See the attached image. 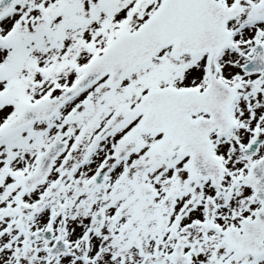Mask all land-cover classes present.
<instances>
[{
	"label": "snow or ice",
	"instance_id": "obj_1",
	"mask_svg": "<svg viewBox=\"0 0 264 264\" xmlns=\"http://www.w3.org/2000/svg\"><path fill=\"white\" fill-rule=\"evenodd\" d=\"M0 264H264V0H0Z\"/></svg>",
	"mask_w": 264,
	"mask_h": 264
}]
</instances>
